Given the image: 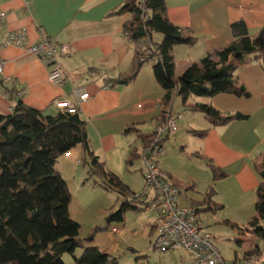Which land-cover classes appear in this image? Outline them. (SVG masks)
<instances>
[{"label":"crops","instance_id":"1","mask_svg":"<svg viewBox=\"0 0 264 264\" xmlns=\"http://www.w3.org/2000/svg\"><path fill=\"white\" fill-rule=\"evenodd\" d=\"M126 1L0 0V13L5 15L0 21V41L9 32L24 29L27 42L35 43L44 36L51 42L69 45L71 49L69 54L57 57L64 70L65 81L56 86L48 82L49 67L38 58L14 46L0 48V60L4 62L3 75L0 76V114H9L13 104L21 101L45 115H54L58 111L55 101H68L76 106V113L86 122L91 151L99 161L104 160L113 174L117 162L125 165L129 153L136 148L130 143V133L147 136L154 132L166 114H180V111L173 110V106H164V93L149 68L141 65L137 76L127 85L108 83L126 76L134 63V44L123 36L125 26L134 19V13L123 7ZM163 1L169 21L186 29L185 36L191 34L196 38L190 47L179 45L172 49L176 76L207 54L228 46L233 41L232 24L243 22L254 41L264 32V0ZM231 61L238 67L235 82L229 85L228 92L213 96L209 102L221 112L239 114L242 118L225 126L210 127L212 125L206 117L195 118L198 113L183 108L186 114L182 117L184 121L196 122L198 127L193 128L186 123L189 129L184 137H174L165 144L167 148V142L176 145L184 143L181 150L189 147L194 159L206 162L210 171L209 185L213 179L209 164L224 174L216 182L214 202L222 205L223 209L231 202L235 210L231 222L244 228L255 214V189L259 182L257 172L264 164V55L232 58ZM91 69L97 72L93 78L88 76ZM18 92L24 95L18 98ZM82 93L88 94V99L83 102L79 100ZM162 107L166 113L160 116ZM132 124L139 131L124 133L126 127ZM150 124L152 128L149 129ZM202 133L205 135L201 137ZM111 143L118 144V147ZM78 148L61 156L59 165H80L83 154ZM141 150L142 147L139 152ZM162 161L164 163H158L159 168L170 182L183 188V196L195 193L194 183L183 186L174 182L167 167V156ZM203 169L205 173L208 171L206 167ZM205 191L199 196L189 195L190 201L182 207L195 205ZM202 213L208 212H201L200 216ZM153 223L155 226L156 218ZM247 236H240L237 232V239L242 240L239 246L242 253L255 245ZM261 241L263 246L258 244V247L264 256V240ZM174 254L180 261L184 257L182 251L163 255ZM242 257H235L230 263H240Z\"/></svg>","mask_w":264,"mask_h":264},{"label":"trees","instance_id":"2","mask_svg":"<svg viewBox=\"0 0 264 264\" xmlns=\"http://www.w3.org/2000/svg\"><path fill=\"white\" fill-rule=\"evenodd\" d=\"M123 7L134 13L133 21L123 30L129 36V43L134 44V63L126 76L108 83L127 85L137 76L144 63L139 61L138 43L150 38L154 47L152 52L157 58L152 62V73L164 93V106L170 105L171 108L173 100L178 97L185 110L206 117L212 125L210 127L225 126L242 118L239 114L217 110L209 100L228 92L229 85L235 82L238 67L232 63V58L264 55V32L254 41L245 24L236 22L231 25L233 41L228 46L207 54L176 76L172 49L179 45L190 47L196 38L191 34L185 36L186 29L169 21L163 0H127ZM154 35H159L161 40L154 41ZM198 99L206 103L198 102ZM165 113V108L160 109V116ZM166 117L167 114L163 121ZM137 130L132 124L124 133H137ZM152 134H136L134 141H138L143 150ZM203 135L205 133L200 134ZM76 147L81 148L83 154L79 163L88 165L91 175L107 177L111 189L122 196H130L117 212L110 214L108 220L124 222L126 209L136 210L141 205L142 200L136 198L115 174L108 172L105 163L93 154L86 122L77 113L68 114L58 109L54 115H45L17 101L9 114H0V264H66L68 258L71 262L67 264H117V259L98 247L84 246L78 239L79 225L70 219L68 186L54 166L61 156ZM140 154L133 148L125 166L131 168L135 160H140ZM209 165L213 179L202 199L195 204L198 207L193 205L198 213L223 209L214 202V197L216 182L224 174ZM257 175L255 215L244 228L228 221L225 223L240 236L253 234L264 240V164L258 168ZM91 238L92 235L86 240ZM237 244L240 246L242 240H237ZM242 256L243 260L254 256L255 264L264 261L256 244L243 250Z\"/></svg>","mask_w":264,"mask_h":264},{"label":"rangeland","instance_id":"3","mask_svg":"<svg viewBox=\"0 0 264 264\" xmlns=\"http://www.w3.org/2000/svg\"><path fill=\"white\" fill-rule=\"evenodd\" d=\"M159 40V35H154V41L157 42ZM152 65L153 63L150 61L142 64L143 67L149 68L153 77ZM197 101L202 102L204 100L198 99ZM172 103L173 110L180 111L181 118L184 117L186 114L184 113L180 98L176 97ZM194 116L195 118H204L200 114ZM186 123H189L193 128L198 127L196 122H185L182 118V120L180 119L178 121L179 130L176 133L177 136L175 135L176 138L182 135L184 137V134L188 132L189 128L185 125ZM150 128H152L151 124ZM135 136V133H130L128 138L130 143L132 142V146L140 151V143L138 141L136 143L132 141L135 139ZM111 145L118 147V144L111 143ZM183 146H185L184 143H177L176 145V143L167 142V148L165 144L164 154L159 158V163H164L162 160L164 156H167V167H169V172L174 182L182 184L183 186L195 184V193H187L186 196L180 195L177 199L178 206H186L190 201L189 195L194 197L199 196L198 194L203 193L209 185L207 179L209 178L210 171L206 166V162H199L194 159L193 152L189 147L185 151L181 150L180 147ZM60 162L59 158L54 169L60 172L63 180L67 183L70 194L68 213L70 219L80 227L78 239L84 246L98 247L117 259V264L179 263L180 258L175 256V254L164 256L152 248V243L155 238V231L152 230V227L154 226L153 222L157 214L145 211L142 205H140L138 206L140 208L138 211L135 208L126 209L124 222L108 220L110 214L117 212L120 209L121 203L130 197L129 194L122 196V194L111 189V184L108 183L107 177L99 178L91 175L89 166L85 163H81L75 167L68 164L59 165ZM134 162V166L130 169H127L124 163L120 165L117 162L119 165H115L113 170L115 171V175L118 176V179L129 186L130 192L137 196L143 192L144 182L140 172L142 163L139 159ZM203 166L208 170L206 173L204 172ZM106 170L110 172L107 167ZM233 214H235V210L231 202H229L225 209L217 211L216 214L208 212L202 213L200 216V219L206 225L205 230L211 233V236H214V238L212 237L214 247L228 263L232 262L231 260L235 257L240 258L242 255V249L237 244V240H239L237 239V231L231 229L225 223V221H228L229 223L237 224L236 222H231ZM113 228L117 229L116 234L111 232ZM90 235H92L91 240H86ZM247 237L251 242L263 246V241L255 235L248 234ZM65 262L67 264L71 262V259L68 258Z\"/></svg>","mask_w":264,"mask_h":264},{"label":"built area","instance_id":"4","mask_svg":"<svg viewBox=\"0 0 264 264\" xmlns=\"http://www.w3.org/2000/svg\"><path fill=\"white\" fill-rule=\"evenodd\" d=\"M4 17L5 15L0 13V21H3ZM123 36L126 41H129L127 32H123ZM26 37L24 29L11 31L7 33L4 40L0 41V48L14 46L38 58L49 67L48 82L61 86L65 81V74L57 57L69 54L71 52L69 45L51 42L44 36L37 42L30 43L26 41ZM137 48L140 62L145 63L146 60L156 62L157 58L152 52L154 47L150 38L140 41ZM3 67L4 62L0 60V76L3 75ZM96 74L94 69L88 71L89 78L95 77ZM23 95L22 92L17 93L18 98ZM87 99V93L79 95L81 102ZM55 106L68 114L77 112L76 106L68 101L56 100ZM180 119L179 113L167 115L166 119L156 126L149 143L140 154L144 190L136 198L142 200L141 205L145 211L157 214L153 250L168 255L182 251L184 257L178 264H255L254 256L240 263L225 262L214 247L211 234L205 230L197 208L177 205V199L184 193V190L179 185L170 182L166 174L160 170L158 163L159 158L164 154L166 141L173 140L178 132ZM111 232L116 234L117 229L113 228ZM258 264H264V261Z\"/></svg>","mask_w":264,"mask_h":264}]
</instances>
